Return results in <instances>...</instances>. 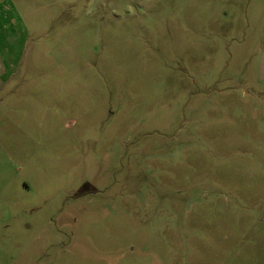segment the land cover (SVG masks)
I'll use <instances>...</instances> for the list:
<instances>
[{"label": "rangeland", "instance_id": "obj_1", "mask_svg": "<svg viewBox=\"0 0 264 264\" xmlns=\"http://www.w3.org/2000/svg\"><path fill=\"white\" fill-rule=\"evenodd\" d=\"M0 264H264V0H0Z\"/></svg>", "mask_w": 264, "mask_h": 264}]
</instances>
